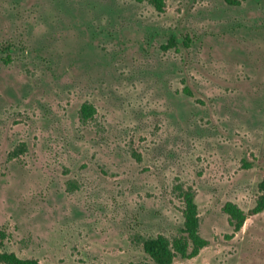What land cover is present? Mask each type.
<instances>
[{
    "label": "rangeland",
    "instance_id": "374dc122",
    "mask_svg": "<svg viewBox=\"0 0 264 264\" xmlns=\"http://www.w3.org/2000/svg\"><path fill=\"white\" fill-rule=\"evenodd\" d=\"M263 178L264 0H0L3 251L148 260L136 239L178 234L181 182L208 245L172 264H264V211L233 234L222 210Z\"/></svg>",
    "mask_w": 264,
    "mask_h": 264
},
{
    "label": "trees",
    "instance_id": "16d2710c",
    "mask_svg": "<svg viewBox=\"0 0 264 264\" xmlns=\"http://www.w3.org/2000/svg\"><path fill=\"white\" fill-rule=\"evenodd\" d=\"M142 2L144 0H136ZM148 2L158 12L165 9V0H148ZM188 39L183 42L188 46ZM176 42L173 37L163 49L174 47ZM95 108L89 103H84L80 107L79 117L81 122H87L95 115ZM76 188L70 183L69 190ZM260 195L257 197L254 206L245 213L236 204L226 202L222 208L228 216V223L233 230V234L239 232L247 218V215H256L264 211V178L259 184ZM176 196L182 199L183 226L178 234L172 237L157 235L155 237H137L136 241L141 246L142 251L148 257V260L139 262H129L120 264H172L176 258L191 259L196 257L199 252L208 245V241L199 233V213L196 203V193L193 187L186 186L184 183L177 182L173 187ZM6 239V233L0 229V264H40L38 260L30 258L23 259L13 252L3 251V243Z\"/></svg>",
    "mask_w": 264,
    "mask_h": 264
}]
</instances>
